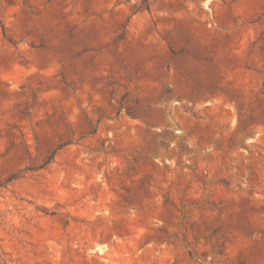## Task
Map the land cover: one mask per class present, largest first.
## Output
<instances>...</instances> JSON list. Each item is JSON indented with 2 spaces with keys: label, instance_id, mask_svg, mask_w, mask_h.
I'll list each match as a JSON object with an SVG mask.
<instances>
[{
  "label": "rangeland",
  "instance_id": "1",
  "mask_svg": "<svg viewBox=\"0 0 264 264\" xmlns=\"http://www.w3.org/2000/svg\"><path fill=\"white\" fill-rule=\"evenodd\" d=\"M0 264H264V0H0Z\"/></svg>",
  "mask_w": 264,
  "mask_h": 264
},
{
  "label": "trees",
  "instance_id": "2",
  "mask_svg": "<svg viewBox=\"0 0 264 264\" xmlns=\"http://www.w3.org/2000/svg\"><path fill=\"white\" fill-rule=\"evenodd\" d=\"M143 1H145V0H143Z\"/></svg>",
  "mask_w": 264,
  "mask_h": 264
}]
</instances>
